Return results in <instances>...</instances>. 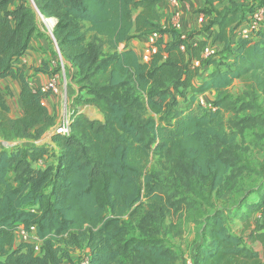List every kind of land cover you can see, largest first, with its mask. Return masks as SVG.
<instances>
[{
	"label": "trees",
	"instance_id": "trees-1",
	"mask_svg": "<svg viewBox=\"0 0 264 264\" xmlns=\"http://www.w3.org/2000/svg\"><path fill=\"white\" fill-rule=\"evenodd\" d=\"M162 1L0 0V81L20 82L23 107L12 117L0 96V137L38 140L56 125L44 102L50 91L32 85L23 59L39 30L38 14L57 19L54 37L87 94L78 103L104 114L98 120L75 111L69 132L53 134L56 159L48 164L42 165L48 145H0V264H65L82 246L90 264H186L165 236L182 240L189 224L200 237L195 264H264L231 225L240 222L264 248V162L238 141L246 128L264 136V28L251 38L236 31L250 17L246 10L252 14L264 0H230L221 8L205 0L201 11L213 30L198 40L163 27ZM154 33L149 61L120 50ZM214 43L226 58L204 57ZM236 80L245 89L233 97L228 89ZM208 92L217 93L212 107L198 101ZM226 111L233 113L229 127ZM144 207L140 226L148 236L124 238L130 234L124 219ZM18 226H36L40 251L18 239ZM64 236L66 247L58 243Z\"/></svg>",
	"mask_w": 264,
	"mask_h": 264
},
{
	"label": "crops",
	"instance_id": "crops-1",
	"mask_svg": "<svg viewBox=\"0 0 264 264\" xmlns=\"http://www.w3.org/2000/svg\"><path fill=\"white\" fill-rule=\"evenodd\" d=\"M229 1L230 0H216L215 5L221 8L228 4ZM235 1H249L251 3L252 0ZM205 6V0H163L159 4L160 12L163 14V27L177 29L183 34V37L188 36L190 33H196L197 35L194 40L203 38L205 35L208 36V34H211L213 28L209 30L206 29L207 17L201 11ZM246 11V17H249L251 15L250 9ZM202 16L203 20L201 19ZM43 18L49 25V34L45 32V29L38 30L36 38L33 40V48L26 52L23 59L28 67L27 76L34 87H42L47 84L51 78H57V91L50 93L45 100L51 113L56 117V125L54 127L59 126L67 117L71 119L72 114L77 110L85 113L91 119L104 120V114L96 106L78 103L76 99L78 95L87 96L86 92L81 91L79 85L74 80V75L78 73V69L64 59L58 47L57 40L54 38L53 29L57 23V19L54 17L45 18L44 16ZM177 24H180V27H177ZM236 31L239 32V28ZM163 38L168 42L172 40V35L171 33H165ZM232 39L235 40V37L233 36ZM209 40L211 41V37ZM217 45L220 46L221 44ZM123 49H134L138 53L140 60L143 61L141 54L145 50L153 52L156 48L151 44L150 36H140L121 44L120 50ZM44 63H46L44 67L45 71L35 70L37 67L43 66ZM211 69L212 67H210L209 70ZM20 91L21 85L17 79L8 77L0 81V94L9 106V115L12 117H18L23 113ZM211 93L212 92H208L200 96H206ZM12 95H14V98L19 102L16 107L11 104ZM54 127H52L51 130ZM259 215L260 214H255L254 218ZM234 223L240 222L235 221L231 225L234 231L242 236L244 244L259 252L263 258L264 248L262 242L253 239L251 230L243 231V225L241 223L238 229L234 227ZM187 228L189 232L188 239L194 244V248L200 238L198 229L194 224L187 225ZM248 236H251L252 241H254L253 243L248 242ZM259 244L261 245L260 247H255V245ZM87 251L89 253V249Z\"/></svg>",
	"mask_w": 264,
	"mask_h": 264
},
{
	"label": "rangeland",
	"instance_id": "rangeland-1",
	"mask_svg": "<svg viewBox=\"0 0 264 264\" xmlns=\"http://www.w3.org/2000/svg\"><path fill=\"white\" fill-rule=\"evenodd\" d=\"M259 1V0H256ZM255 2V0H254ZM252 15V14H251ZM250 15V16H251ZM38 25H39V30H44L45 32H49L48 30V23L47 21L43 18L42 15L38 14ZM264 25V24H263ZM262 25V27H263ZM44 34V33H43ZM49 34V33H48ZM42 35V34H40ZM151 44H153V42H151ZM215 49H216V56H219L220 58L224 59L225 57V53L223 50V45L218 46L217 44H213L212 45ZM112 50L109 47H106V52L109 53ZM149 56V58L151 57L152 52L150 53L149 50H145L142 54L141 57L143 58L145 55ZM150 60V59H149ZM144 61V59H143ZM245 87H244V83L240 80H236L228 89V93L233 96V97H238L243 91H244ZM1 96V94H0ZM140 97L142 99H145V95L141 94ZM217 97V93H211L208 94L206 96H203L204 99L207 100L208 102V107L214 106V102L215 99ZM12 106L16 107L17 104H19V102L16 100V98H14V95H12ZM180 98V97H179ZM180 101H182V98H180ZM179 107L183 108L184 107V102L182 101L179 105ZM158 121L161 120L160 116L158 115H154ZM224 117H225V121H226V126L229 127V121L230 119L233 117V113L230 111H226L224 113ZM63 123V122H62ZM53 133L52 131L47 132L41 139H22V140H17V141H13L12 143H16L19 146H26L25 144L27 142H31V143H35V144H41V145H48L49 146V150H50V155L48 156V158H44L42 160V165L44 164H48L50 162H54V160L56 159V154H55V149H56V145L52 139ZM238 141L240 143V146L242 149H244L248 155H250V157L252 158H257L260 161L264 162V136L260 137L258 135H256V131L254 129H250V128H246L243 131H240L238 134ZM52 159V160H49ZM158 161V157L157 156H153L151 159V162L149 164V171L154 170L155 164ZM264 182V172L262 175H260V182ZM229 184L230 182L227 181V184H225L222 187V191H225L229 188ZM256 195H253L251 197V202L256 198ZM145 213V207L142 208L139 212V214L132 219L129 218H125L124 219V223L126 224V226L129 228L130 230V234L129 235H125L124 238H129V237H147L148 234L145 230L142 229V227L140 226V222L142 221V217ZM169 221V220H168ZM234 227L236 229H238V226L240 225V223H234L233 224ZM189 236V232H188V228L186 227V232L185 235L183 236L182 240H175L174 237L172 236L171 232H168L165 236V238L167 239L168 245L172 247V249L181 254L183 256L184 259H186V256H189L192 251H193V243L191 241H189L188 239ZM65 236L64 237H60L58 239V243L62 246V247H66V241H65ZM248 242H254L252 241L251 236H248ZM261 245H255V247H260ZM88 249L85 246H82L78 249H74L71 251L70 255H71V259L70 261H67L65 264H74L76 262H78L80 259L84 258L88 251ZM264 254V251H263ZM124 262H128V260H126L125 258H123Z\"/></svg>",
	"mask_w": 264,
	"mask_h": 264
},
{
	"label": "built area",
	"instance_id": "built-area-1",
	"mask_svg": "<svg viewBox=\"0 0 264 264\" xmlns=\"http://www.w3.org/2000/svg\"><path fill=\"white\" fill-rule=\"evenodd\" d=\"M203 20V16L201 17ZM264 24V5L255 6V9L252 13V15L242 23V25L239 27V35L244 38H251L256 30H259L262 28V25ZM177 27H180V24H177ZM158 37L157 33H154L150 36L151 42H155L156 38ZM185 49V47H182ZM156 50V49H154ZM151 53V51H150ZM216 54V49L212 45H208L204 51V57L213 56ZM144 61H149L148 54L143 57ZM43 91H50V93L57 91L58 85H57V78L53 77L50 79V81L43 85L41 87ZM198 101L200 104L208 107V102L206 99L203 98V96H199ZM46 103V101H44ZM210 107H212L210 105ZM69 125H70V119L69 117L65 118L63 123H61L59 126L54 127L51 131L53 134H66L69 132ZM13 142V141H12ZM5 141L2 137H0V145H3L6 148H11L16 146V143H12ZM261 216V215H259ZM17 236L18 239L22 242H28L31 243L33 248L38 252L40 251V246L42 243V240L37 235L36 226H31L29 229L18 226L17 229ZM186 264H195L192 253L189 256H186ZM263 263H264V256H263ZM74 264H90V254L87 253V255L80 259L78 262Z\"/></svg>",
	"mask_w": 264,
	"mask_h": 264
},
{
	"label": "water",
	"instance_id": "water-1",
	"mask_svg": "<svg viewBox=\"0 0 264 264\" xmlns=\"http://www.w3.org/2000/svg\"><path fill=\"white\" fill-rule=\"evenodd\" d=\"M54 35V34H53ZM55 38V37H54Z\"/></svg>",
	"mask_w": 264,
	"mask_h": 264
}]
</instances>
